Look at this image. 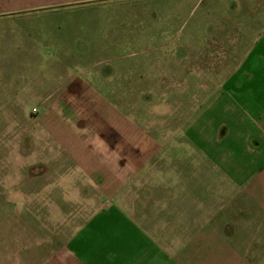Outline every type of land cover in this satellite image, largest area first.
<instances>
[{"label": "crops", "instance_id": "0c3cea01", "mask_svg": "<svg viewBox=\"0 0 264 264\" xmlns=\"http://www.w3.org/2000/svg\"><path fill=\"white\" fill-rule=\"evenodd\" d=\"M185 4L118 5L95 61L4 103L35 108L19 116L37 171L17 184L65 188L37 264H264V0Z\"/></svg>", "mask_w": 264, "mask_h": 264}, {"label": "rangeland", "instance_id": "374dc122", "mask_svg": "<svg viewBox=\"0 0 264 264\" xmlns=\"http://www.w3.org/2000/svg\"><path fill=\"white\" fill-rule=\"evenodd\" d=\"M152 1L159 0H92L52 8L0 12V264H22L25 259L27 264H37L36 261L42 259L33 252L40 248L41 240L48 237V229L56 221L53 216L64 210L54 202H64L62 192L65 190L59 186L58 194H55L52 186L37 188L25 186L24 182L17 184L26 172L23 161L31 157L26 153V141L20 137L25 124H21L19 113L31 108L7 107L4 103L31 99L29 94L37 93L35 86L51 88L62 82L61 70L91 64L100 55V38L111 34L113 25L107 21H116L117 16L129 18V10L116 13L112 9L118 5L125 7L134 2ZM168 1L185 2L187 10L201 2L197 10L187 12L190 19L203 12L201 7L207 2ZM221 6L224 9L225 4ZM34 112L35 108H32L31 114ZM31 166L25 173V181L35 179L32 176L37 167ZM62 182H72V179H62ZM36 190L43 192L41 198L33 194ZM72 198L71 207L63 204L71 212L80 211L85 204L79 202L77 190ZM82 220L65 222L68 229H75Z\"/></svg>", "mask_w": 264, "mask_h": 264}]
</instances>
